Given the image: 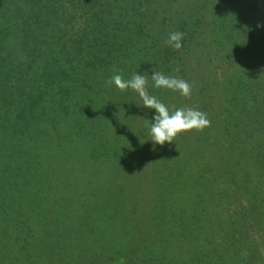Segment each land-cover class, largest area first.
I'll return each instance as SVG.
<instances>
[{
  "label": "trees",
  "instance_id": "1",
  "mask_svg": "<svg viewBox=\"0 0 264 264\" xmlns=\"http://www.w3.org/2000/svg\"><path fill=\"white\" fill-rule=\"evenodd\" d=\"M135 73L210 126L154 144ZM0 264H264V0H0Z\"/></svg>",
  "mask_w": 264,
  "mask_h": 264
},
{
  "label": "clouds",
  "instance_id": "2",
  "mask_svg": "<svg viewBox=\"0 0 264 264\" xmlns=\"http://www.w3.org/2000/svg\"><path fill=\"white\" fill-rule=\"evenodd\" d=\"M184 35L179 31L170 32L164 43L175 50H179L182 47ZM150 79L155 88L178 92L183 97H190L192 94V86L182 78L165 76L161 72L153 71ZM148 83L149 76L137 73L128 80H125L120 74H114L107 81L109 86L114 85L121 91L133 90L140 98L141 103H137L139 106L155 110L148 133L149 139L154 144L162 146L165 142H173L180 133L192 130L203 131L210 126L207 114L198 109L182 107L170 111L168 106L149 94Z\"/></svg>",
  "mask_w": 264,
  "mask_h": 264
},
{
  "label": "rangeland",
  "instance_id": "3",
  "mask_svg": "<svg viewBox=\"0 0 264 264\" xmlns=\"http://www.w3.org/2000/svg\"><path fill=\"white\" fill-rule=\"evenodd\" d=\"M129 175L128 181H125L123 184L126 186V201L129 202L128 205H136L138 213L140 211H147L149 209L148 198L151 195V183L148 179V176L137 171L136 168L132 169V173H126ZM133 185V187H132ZM132 187V188H131Z\"/></svg>",
  "mask_w": 264,
  "mask_h": 264
}]
</instances>
